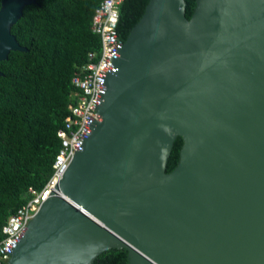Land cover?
Wrapping results in <instances>:
<instances>
[{
	"label": "water",
	"instance_id": "1",
	"mask_svg": "<svg viewBox=\"0 0 264 264\" xmlns=\"http://www.w3.org/2000/svg\"><path fill=\"white\" fill-rule=\"evenodd\" d=\"M35 2L1 0L0 60ZM185 6L149 0L118 40L101 119L2 264H264V0Z\"/></svg>",
	"mask_w": 264,
	"mask_h": 264
},
{
	"label": "trees",
	"instance_id": "2",
	"mask_svg": "<svg viewBox=\"0 0 264 264\" xmlns=\"http://www.w3.org/2000/svg\"><path fill=\"white\" fill-rule=\"evenodd\" d=\"M24 6L11 32L27 50H11L0 60V239L8 216L40 190L52 173L60 147L56 130L75 101L71 77L99 56L101 40L91 29L100 0H35ZM149 0H122L117 31L126 39ZM1 3V0H0ZM190 17L195 0H185ZM183 139L178 135L166 171L178 162ZM92 264H129L125 248H109Z\"/></svg>",
	"mask_w": 264,
	"mask_h": 264
},
{
	"label": "built area",
	"instance_id": "3",
	"mask_svg": "<svg viewBox=\"0 0 264 264\" xmlns=\"http://www.w3.org/2000/svg\"><path fill=\"white\" fill-rule=\"evenodd\" d=\"M122 0H100L91 19V29L101 40L99 56L89 51L87 62L80 66L79 73L71 77L75 87V101L68 106L63 125L56 130L60 147L52 162V173L40 190L29 188L32 196L11 213L2 227L4 236L0 239V264L6 262L25 234L29 220L40 204L46 199L60 180L73 155L81 144L92 119L100 120L101 115L95 109V100L100 96L104 77L110 66V57L118 43L117 22L119 4Z\"/></svg>",
	"mask_w": 264,
	"mask_h": 264
}]
</instances>
